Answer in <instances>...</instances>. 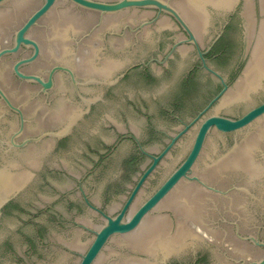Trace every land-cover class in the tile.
Segmentation results:
<instances>
[{
	"label": "water",
	"instance_id": "1",
	"mask_svg": "<svg viewBox=\"0 0 264 264\" xmlns=\"http://www.w3.org/2000/svg\"><path fill=\"white\" fill-rule=\"evenodd\" d=\"M257 3H258V6L260 8V11L262 13V16L264 18V0H256Z\"/></svg>",
	"mask_w": 264,
	"mask_h": 264
}]
</instances>
